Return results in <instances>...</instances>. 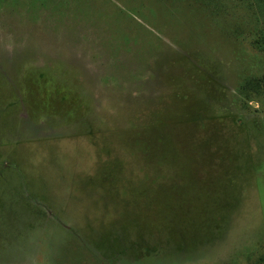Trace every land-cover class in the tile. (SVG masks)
<instances>
[{
	"label": "rangeland",
	"instance_id": "obj_1",
	"mask_svg": "<svg viewBox=\"0 0 264 264\" xmlns=\"http://www.w3.org/2000/svg\"><path fill=\"white\" fill-rule=\"evenodd\" d=\"M257 0H0V264H264Z\"/></svg>",
	"mask_w": 264,
	"mask_h": 264
},
{
	"label": "trees",
	"instance_id": "obj_2",
	"mask_svg": "<svg viewBox=\"0 0 264 264\" xmlns=\"http://www.w3.org/2000/svg\"><path fill=\"white\" fill-rule=\"evenodd\" d=\"M258 1V7H259V9H260V11H261V15H262V17H263V22H264V0H257ZM261 43L263 44V49H264V26H263V30H262V32H261Z\"/></svg>",
	"mask_w": 264,
	"mask_h": 264
}]
</instances>
